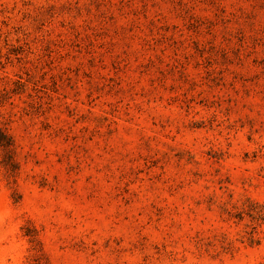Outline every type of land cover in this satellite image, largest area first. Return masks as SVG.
Instances as JSON below:
<instances>
[{"label":"rangeland","instance_id":"374dc122","mask_svg":"<svg viewBox=\"0 0 264 264\" xmlns=\"http://www.w3.org/2000/svg\"><path fill=\"white\" fill-rule=\"evenodd\" d=\"M0 264H264V0H0Z\"/></svg>","mask_w":264,"mask_h":264},{"label":"trees","instance_id":"16d2710c","mask_svg":"<svg viewBox=\"0 0 264 264\" xmlns=\"http://www.w3.org/2000/svg\"><path fill=\"white\" fill-rule=\"evenodd\" d=\"M10 139L6 135H3L0 133V146L1 147H6L7 145H10Z\"/></svg>","mask_w":264,"mask_h":264},{"label":"clouds","instance_id":"9594fccd","mask_svg":"<svg viewBox=\"0 0 264 264\" xmlns=\"http://www.w3.org/2000/svg\"><path fill=\"white\" fill-rule=\"evenodd\" d=\"M15 264H21V259L17 257H13Z\"/></svg>","mask_w":264,"mask_h":264}]
</instances>
